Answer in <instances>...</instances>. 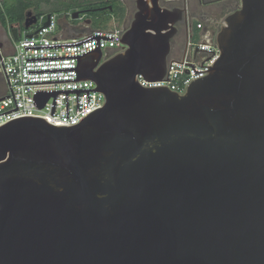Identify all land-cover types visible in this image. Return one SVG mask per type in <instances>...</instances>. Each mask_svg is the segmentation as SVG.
<instances>
[{
  "label": "water",
  "instance_id": "95a60500",
  "mask_svg": "<svg viewBox=\"0 0 264 264\" xmlns=\"http://www.w3.org/2000/svg\"><path fill=\"white\" fill-rule=\"evenodd\" d=\"M239 1L183 92L138 83L166 75L182 9L135 0L125 48L78 57L102 107L0 126V264H264V0Z\"/></svg>",
  "mask_w": 264,
  "mask_h": 264
},
{
  "label": "built area",
  "instance_id": "2783aa9c",
  "mask_svg": "<svg viewBox=\"0 0 264 264\" xmlns=\"http://www.w3.org/2000/svg\"><path fill=\"white\" fill-rule=\"evenodd\" d=\"M172 2L160 0L165 6ZM65 17H72L71 13L67 12ZM37 22L35 29L18 30L12 52L6 53L0 45V76L4 80L0 98L9 95L0 99V113L16 105L18 108L1 114L0 126L22 116L39 117L54 126L78 124L105 103L104 94L96 91L92 80L78 79V57L97 49L118 52L125 48L119 41L123 33L120 26L95 28L81 38H66L60 33L56 13H50L49 17L42 14ZM202 27L203 22L198 21L196 29ZM219 55L213 35L203 32L198 38L190 37L179 57H171L163 79L148 81L138 75V83L143 87L166 86L183 92L190 80L208 74L207 69ZM38 93L49 94L42 107L35 99Z\"/></svg>",
  "mask_w": 264,
  "mask_h": 264
},
{
  "label": "flooded vegetation",
  "instance_id": "af4514ba",
  "mask_svg": "<svg viewBox=\"0 0 264 264\" xmlns=\"http://www.w3.org/2000/svg\"><path fill=\"white\" fill-rule=\"evenodd\" d=\"M173 2L167 6L161 5L166 8H181L182 13L180 16V22L177 25V32L174 37L171 39V54L175 57L180 56L186 50L187 43L190 37L198 38L201 33L205 30L210 35H213L214 32L219 27L220 21L222 18L234 11L240 5L239 0H172ZM63 2L65 4H61ZM135 0H56L54 7L45 9L46 11L40 10L38 7H35V13L37 11L49 13L51 11H62L65 10L66 13L70 12L72 15L77 14L76 18L71 17L73 24L79 26V28L73 30L74 33H79L83 30L91 31L95 29L97 22L101 20L103 16L112 14V19L109 21L113 25L121 23L119 25L123 30L128 27L130 21L133 17V13L136 10ZM68 7V8H67ZM130 8L133 10L131 18L125 19L120 17L118 9H122L123 16L129 12ZM30 9V8H29ZM115 13V17L113 12ZM29 11V10H27ZM86 20H90L89 23H86ZM204 22L201 30L195 28V25L198 21ZM107 22V23H109ZM70 31V30H68ZM12 37V34H11ZM4 48V46L2 45ZM116 52L114 51H103V54L106 56H112ZM3 84L4 89V80L0 76V84ZM3 92L0 91V94Z\"/></svg>",
  "mask_w": 264,
  "mask_h": 264
},
{
  "label": "trees",
  "instance_id": "16d2710c",
  "mask_svg": "<svg viewBox=\"0 0 264 264\" xmlns=\"http://www.w3.org/2000/svg\"><path fill=\"white\" fill-rule=\"evenodd\" d=\"M32 2L30 0H0V22L5 26L12 30L17 24L21 25V23L25 19V14L29 8H31ZM68 8V7H67ZM120 13V17H123L122 9H118ZM58 11H51L50 13H55ZM117 11L113 12L114 16ZM44 14V12L37 11L34 15L38 18L40 15ZM46 14V15H47ZM72 16V13H71ZM112 18V14H108L103 16L99 22L96 23L95 28H108L107 22H109ZM24 29L23 27H20ZM196 28V25H195Z\"/></svg>",
  "mask_w": 264,
  "mask_h": 264
},
{
  "label": "rangeland",
  "instance_id": "374dc122",
  "mask_svg": "<svg viewBox=\"0 0 264 264\" xmlns=\"http://www.w3.org/2000/svg\"><path fill=\"white\" fill-rule=\"evenodd\" d=\"M30 1L32 2V6L28 10H30L32 12V14L35 13V7H38L40 10L46 11L45 9L50 8V7H54L55 4H56V0H30ZM60 3L61 4H65L63 2H60ZM55 13L58 15V19H60V20L68 21L69 23H73L74 22L73 20H71V17L70 18L69 17H65V14H66L65 10L58 11V12H55ZM132 13H133V10L130 8L129 12L126 13V15L123 16V17L125 19L131 18ZM44 14H47V13L44 12ZM38 24H39V22H37L36 24H33L30 27V29H35ZM119 25H121V23H117L116 22V24H114V25L112 23H110V22L107 23V27H109V28H112L114 26H119ZM7 37H8L7 39H9V41H11L12 38L10 36H7ZM2 90H3V84L1 83L0 84V91H2Z\"/></svg>",
  "mask_w": 264,
  "mask_h": 264
},
{
  "label": "crops",
  "instance_id": "0c3cea01",
  "mask_svg": "<svg viewBox=\"0 0 264 264\" xmlns=\"http://www.w3.org/2000/svg\"><path fill=\"white\" fill-rule=\"evenodd\" d=\"M203 24H204V22H203ZM73 25H75V26H73ZM58 28L60 30V33L64 37L70 38L71 35L75 34L73 32V30L79 28V26H76V24H73V23H69L68 21H63V20L58 19ZM68 30H70V31H68ZM11 34H12L11 29L8 27H5L0 22V43L4 46V50L6 53H10L13 50L14 41L12 39H11V41H9V39H7L8 38L7 36L11 37ZM172 57H175V56L172 55Z\"/></svg>",
  "mask_w": 264,
  "mask_h": 264
}]
</instances>
